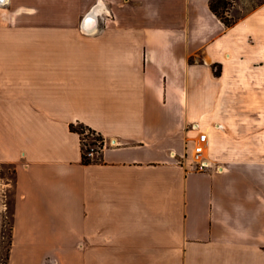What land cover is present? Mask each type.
<instances>
[{"label": "crops", "instance_id": "1", "mask_svg": "<svg viewBox=\"0 0 264 264\" xmlns=\"http://www.w3.org/2000/svg\"><path fill=\"white\" fill-rule=\"evenodd\" d=\"M210 2L0 1L8 264H264V2L231 27ZM79 123L111 143L96 163ZM197 123L206 172L173 156ZM235 132L243 159L219 165Z\"/></svg>", "mask_w": 264, "mask_h": 264}, {"label": "rangeland", "instance_id": "2", "mask_svg": "<svg viewBox=\"0 0 264 264\" xmlns=\"http://www.w3.org/2000/svg\"><path fill=\"white\" fill-rule=\"evenodd\" d=\"M232 6L235 1L247 2V8L252 9L264 2V0H230ZM232 17V16H231ZM237 136L229 141V149L225 150L219 157V165L232 160L233 158L243 159L242 152V133L235 132ZM85 143L88 144L87 141ZM233 148L236 152L233 153ZM15 169L11 165L0 162V264H8L12 257H19L20 250L15 249L12 245L13 240V193H14Z\"/></svg>", "mask_w": 264, "mask_h": 264}, {"label": "built area", "instance_id": "3", "mask_svg": "<svg viewBox=\"0 0 264 264\" xmlns=\"http://www.w3.org/2000/svg\"><path fill=\"white\" fill-rule=\"evenodd\" d=\"M191 128L198 133L197 140L194 142L193 148L190 151L188 150L183 156L179 157V155L176 153L173 156L175 158L178 157L177 161L179 164L189 167L193 171L206 172L213 168V165L210 163V161L203 156L209 145V133L208 131L203 130V127L199 123L192 124ZM88 134L89 133L87 132L86 135ZM97 135L98 132L96 133V136ZM85 141H87L88 144H86L89 145L87 156L91 161H93V163L100 161L102 151L111 144L105 138H95V135H92V138H85ZM92 142L94 144H92ZM216 169L220 170V167H217Z\"/></svg>", "mask_w": 264, "mask_h": 264}, {"label": "trees", "instance_id": "4", "mask_svg": "<svg viewBox=\"0 0 264 264\" xmlns=\"http://www.w3.org/2000/svg\"><path fill=\"white\" fill-rule=\"evenodd\" d=\"M231 6H232V2L230 0H211L210 2V7L213 13H215L227 27H231L236 23V20L229 15V10ZM216 74L217 75L221 74L220 68L216 70ZM71 130L73 132L78 133L81 137L82 145H83V159H82L83 163L85 165L92 164L93 161H91L87 156V151H89V145L85 143V138L87 137L92 138V135H95V138L97 139H104V137L99 133L96 136L97 131L93 130L91 127L83 123L72 124ZM87 132L89 133L88 135H86ZM92 144L94 143L92 142Z\"/></svg>", "mask_w": 264, "mask_h": 264}, {"label": "bare ground", "instance_id": "5", "mask_svg": "<svg viewBox=\"0 0 264 264\" xmlns=\"http://www.w3.org/2000/svg\"><path fill=\"white\" fill-rule=\"evenodd\" d=\"M0 1H5V0H0ZM85 23H86V27H88L89 29H93L95 27V25H96V18H95V16L93 14L89 15L86 18Z\"/></svg>", "mask_w": 264, "mask_h": 264}]
</instances>
